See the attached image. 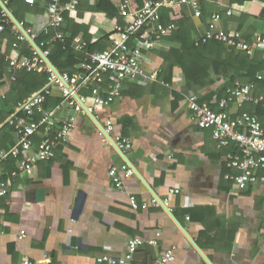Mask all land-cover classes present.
Here are the masks:
<instances>
[{"label": "crops", "instance_id": "obj_1", "mask_svg": "<svg viewBox=\"0 0 264 264\" xmlns=\"http://www.w3.org/2000/svg\"><path fill=\"white\" fill-rule=\"evenodd\" d=\"M3 1L26 30L38 37L44 34L49 0H37L24 9L17 0ZM126 1L79 0L76 11L67 13L72 23L65 19L60 32L65 38L76 34L72 47L76 40L87 48L86 40L94 45L106 36L111 38L118 21L96 8L100 2H109L128 23L133 16L126 14ZM202 6L208 22L220 12L223 28L243 33L246 40L264 35V19L259 18L264 0L246 3L243 10L231 7L230 0H203ZM228 8L234 12L230 17ZM243 12L250 17L238 30L241 22L236 19ZM188 17L196 25V37L203 34L207 25L189 10ZM9 31L0 33V58L8 52V59L21 54L20 44L17 51L14 43L11 46L9 36L15 41L16 36ZM181 48L180 43L166 39L144 49V67L151 75L157 73V79L126 81L119 99L94 112L101 126L107 119L113 121L111 137L131 139L133 148L126 156L139 176L135 173L126 180L125 191L118 190L109 173L113 167L121 168L125 159L92 118L79 116L71 139L58 146L55 158L38 163L31 177L12 180L9 195L0 200V264H22L25 257L42 264H98L99 257L124 256L130 239L152 240L157 232L161 233L158 247L145 244L134 256L135 264H154L169 249L176 254L172 264H208L188 236L212 264H264V173H258V184L244 191L226 179L239 173L227 166L228 156L236 152L234 146L220 149L210 130L192 122L186 100L193 94L200 99L216 92L222 83L199 93L188 90L181 68L169 72L165 64L168 52ZM164 69L167 76L160 79ZM7 91V85L0 87V112ZM217 100L214 95L206 104L214 107ZM47 110L58 122L72 114V107L63 100ZM5 124L0 123L1 133ZM9 133L15 143V132ZM3 173L1 165L0 177ZM140 177L163 202L168 200L166 206L188 236L162 206L153 204L154 197ZM172 189L179 193L171 194ZM39 190L44 191L43 201L38 200ZM132 195L138 209L131 205ZM22 231L25 236L20 239Z\"/></svg>", "mask_w": 264, "mask_h": 264}, {"label": "built area", "instance_id": "obj_2", "mask_svg": "<svg viewBox=\"0 0 264 264\" xmlns=\"http://www.w3.org/2000/svg\"><path fill=\"white\" fill-rule=\"evenodd\" d=\"M23 1L29 6L37 4V0ZM202 1L144 0L143 7L132 14V21L126 23L124 27L116 25L111 34L110 44L103 52H87L86 44L76 40L73 48L84 52L86 57L80 62L78 72L62 73L57 69L61 77L48 66L44 58L0 7L2 16L0 33L10 25L11 31L16 36L13 44L14 50H19V44L26 42L33 52L30 57L22 56L18 52L14 57L9 58L10 72L24 70L31 73L46 72L50 75L49 83L15 106L13 113L5 121L14 128L16 141L10 149L0 150V166L11 158L15 160L17 169L8 175L7 181L0 182V200L9 195L12 180L22 175L31 177L38 163L48 162L55 158L58 146L71 139L79 116H88L86 110L95 117V111L112 105L121 97L126 81L156 80L157 73L151 75L144 67L143 50L162 44L178 29L175 23L167 25L163 23V11L185 6L193 18L200 19L203 17ZM3 2L6 5L8 3ZM78 4L79 0H51L47 4L48 26L44 29V34L48 35L51 30L55 32L42 42L41 46L65 39L60 32L65 24V14L74 13ZM129 7V1H126L124 9ZM233 14L231 8L226 10L227 16L230 17ZM222 19L220 12L211 16L203 34L195 38L196 46L209 41H217L227 48L250 56L255 53L264 54V35H257L253 40L248 41L239 31L225 30L222 26ZM27 32L36 42L37 34L30 29ZM141 32L143 33L140 35ZM135 41L137 44L134 43ZM38 47L48 58L50 51H43L39 45ZM12 80H15L14 77ZM257 80L264 81V73L258 74ZM54 93H59L63 102L72 107V114L63 122H58L53 112L44 108L48 97ZM186 100L192 113V122L200 129L210 130L220 149L234 146L236 152L228 156L227 166L239 173L238 175H226V179L233 182L240 191L258 184V173H264V126L257 115L250 114L243 109L247 104L264 107V95L256 93L254 84L236 83L233 88L227 90L226 96L217 100L215 103L217 110L206 103H200L197 94L186 97ZM36 115H40L41 118L36 120ZM102 128L104 133L101 131V135L106 138L105 135H111L114 131L113 121L107 119ZM39 136L41 142L36 144L35 139ZM112 141L117 150L125 154L133 148L131 139L122 135L112 137ZM109 174L115 187L125 191V182L135 176V171L125 161L121 168L113 167ZM170 193L178 194L179 190L172 189ZM130 202L134 209L139 208L135 196L130 197ZM164 203L167 204L168 200ZM153 204L160 205L155 198ZM24 236L25 232L22 231L19 238L23 239ZM160 236L161 233L157 232L152 240L132 238L128 241L127 252L124 256L99 257L97 263L135 264L134 256L138 250L145 244L158 247ZM175 261L176 254L173 249H169L164 251L154 264H172ZM22 264L42 263L25 257Z\"/></svg>", "mask_w": 264, "mask_h": 264}, {"label": "trees", "instance_id": "obj_3", "mask_svg": "<svg viewBox=\"0 0 264 264\" xmlns=\"http://www.w3.org/2000/svg\"><path fill=\"white\" fill-rule=\"evenodd\" d=\"M17 1H19V6L23 9L26 6H29L25 4L23 0ZM50 1L51 0H49V2ZM128 1L130 7L126 9V14L135 13L140 10L144 4V0ZM254 1L255 0H230V5L231 7L238 6L243 10L246 3H253ZM96 11L105 13L110 19H116L118 24L122 27L126 25L125 16L109 2H100ZM14 16L18 19L15 14ZM249 17V12H243L240 18L236 19L237 22H241L238 30H241L243 24L249 19ZM259 18L264 19V9L261 11ZM65 19L70 24L72 23L67 13L65 14ZM1 20L2 16L0 14V21ZM198 20L204 23V25L208 24L204 10L203 17ZM229 21H232V18L226 20V24ZM163 23L165 25L175 23L178 26V29L166 39L178 42L182 46L180 50H170L168 55L165 56V64L168 63L169 72H172L176 66L180 67L185 79L186 88L188 90H194L196 93H199L208 87H214L218 83H222L221 88L216 92H208L200 97V103H209L214 95H217L218 99L226 96L227 90L233 88L236 83L254 84L256 86V93L264 94V81L257 80L258 74L264 73V54L255 53L250 56L246 53L227 48L223 43L217 41H209L206 44L196 46L195 38L197 28L194 21L188 17V8L185 6L164 10ZM6 30H11V26H6ZM54 32V30H51L48 35L43 34L42 36H39L36 39V43L43 51H50L48 58L60 72H68L70 74L78 72V66L86 55L84 52L75 51L72 47L76 34H73L71 37L65 38L62 41L58 40L50 45L44 47L41 46L42 42L46 41ZM9 39L12 46V44L15 43V40L10 36ZM109 41V36H106L94 45H91L89 40H86L88 44L86 51L90 53L97 51L103 52L109 46ZM132 44L134 45V43ZM20 50L21 55L25 57H30L33 53L29 44L26 42L20 44ZM8 56L9 52L3 54L0 58V87H4V85H7L8 87L6 97L2 101L3 111L0 112V123L6 121V119L13 113L15 106L41 90L50 81V75L46 72L31 73L24 70L10 72ZM166 70L167 69H164L163 73L160 74V79H164L167 76L165 74ZM13 77L15 80H12ZM61 102V95L59 93H54L51 97H48L44 108L49 109L51 107H57ZM248 105L249 104L246 106ZM212 108L215 110L218 109L217 105ZM244 108V111L257 115L264 126V107L251 105V108L249 109L246 107ZM40 118V115L35 116L36 120ZM12 131L15 132L14 128L5 124L3 132H0V150H8L14 145V143H12V137L9 136V132ZM40 141L41 139L37 137L36 142L39 144ZM2 166L4 173L0 177V182L7 181L8 175L6 174H11L17 169L15 160L11 158L2 163Z\"/></svg>", "mask_w": 264, "mask_h": 264}, {"label": "water", "instance_id": "obj_4", "mask_svg": "<svg viewBox=\"0 0 264 264\" xmlns=\"http://www.w3.org/2000/svg\"><path fill=\"white\" fill-rule=\"evenodd\" d=\"M0 7L7 13L8 17L11 19V21L20 29V31L25 35V37L28 39V41L31 43V45L37 50V52L44 58V60L46 61V63L48 64L49 67L52 68V70L61 77L60 72L55 68V66L50 62V60L44 56L43 52L41 51V49L38 47V45L36 44V42L32 39V37L28 34L27 30L22 26V24L16 19V17L11 13V11L9 10L8 6L3 2V0H0ZM143 32L140 33V35ZM136 43V41H135ZM88 116L90 118H92L96 124H98V126L100 127L101 131L103 132V128L102 126L96 121L95 117L93 116L92 113L88 112L86 110ZM104 133V132H103ZM105 135V134H104ZM110 142L114 145L113 141H112V137L110 135H105ZM115 146V145H114ZM116 148V147H115ZM118 152L121 154V156H123V158L125 159V161L129 164V166L135 171V173L139 176V173L135 170V168L132 166V164L130 163V161L128 160L127 156L125 153H123L122 151ZM140 179L142 180V182L145 184V186L148 188V190L151 192V194L153 195V197L156 199V201L160 204V206H162L166 212L170 215V217L176 222V224L181 228V230L187 235L184 227L179 223V221L175 218V216L173 215V213L170 211V209L166 206V204L163 202V200L157 196V194L152 190V188L143 180V178L140 177ZM38 200L39 201H43L44 200V191L43 190H39L38 191ZM188 236V235H187ZM188 239L190 240V242L193 244V246L202 254V256H204L205 260L208 262V264H212L207 258L206 256L201 252V250L199 249L198 245L194 242L193 239H191L188 236Z\"/></svg>", "mask_w": 264, "mask_h": 264}]
</instances>
